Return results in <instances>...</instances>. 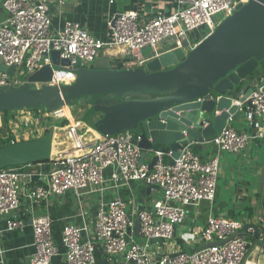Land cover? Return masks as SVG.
Wrapping results in <instances>:
<instances>
[{
	"label": "built area",
	"instance_id": "obj_1",
	"mask_svg": "<svg viewBox=\"0 0 264 264\" xmlns=\"http://www.w3.org/2000/svg\"><path fill=\"white\" fill-rule=\"evenodd\" d=\"M67 2L56 0L54 7L61 10ZM247 3L248 0H175V9L166 15L142 18L135 11L118 13L109 24V37L98 40L78 22L64 21L55 27L49 0H0V8L8 15L0 22V67L6 70L14 67L11 75L0 70V89L24 82L35 88H40L37 85L56 86L55 69L86 68L85 64L113 51L126 57L136 52V61L128 63L133 68L143 67L166 51L181 49L186 56L235 8ZM218 14L223 15L221 22L212 19ZM201 27L206 28V33L194 41L189 39V34ZM147 48L152 49V54L144 58L141 51ZM53 52H58L59 60H66L69 65L54 66ZM46 66L51 68L49 82H29L32 74ZM260 82L254 85L247 98L259 120L257 129L250 135L239 133L226 124L211 141L215 152L205 162L186 146L176 158L172 151L156 152L157 159L150 169L149 165L141 163L142 150L134 143L139 138L123 131L113 137L104 135V141L99 142L94 151L84 148L59 160L0 169V221L5 223L0 233L26 227L24 220L13 216L21 208V198L30 212L35 213L49 198L67 192L80 201L86 192L102 196L107 191L119 192L133 182H141L161 192L149 210L129 208L120 197L100 200L92 237H89V227L81 212L77 216L81 221L79 226L63 228L64 264H95L97 246L105 255L121 258L122 264H243L250 242L244 237H232L243 226L220 217L207 219L199 234L204 245L192 252L166 253L155 247L159 243L157 240L168 242L173 238L176 226L185 221L187 207L215 200L220 156L240 153L251 140L264 137V85H259ZM238 106L244 114L242 105ZM0 113L7 118L10 143L42 137L49 130L71 131L79 136L93 129L81 120H69L66 125L59 126L60 121L68 119L63 108ZM27 126L34 129H27ZM136 221L141 242L135 236ZM52 223L49 215L31 217L33 251L29 264H51L60 254L53 242ZM0 264H3L1 260Z\"/></svg>",
	"mask_w": 264,
	"mask_h": 264
},
{
	"label": "water",
	"instance_id": "obj_2",
	"mask_svg": "<svg viewBox=\"0 0 264 264\" xmlns=\"http://www.w3.org/2000/svg\"><path fill=\"white\" fill-rule=\"evenodd\" d=\"M51 58L54 66L69 65L59 60L58 52ZM257 69L264 72V0H248L186 56L176 49L162 52L140 68L55 69L56 86L31 88L24 82L1 88L0 112L54 111L89 98L94 99L91 107L102 117L96 121L91 116L93 129L79 136L49 130L42 137L0 147V169L59 160L84 148L94 151L104 135L113 137L123 131L132 132L139 138L134 143L154 154L151 169L156 152L172 151L176 158L189 144L211 142L229 119L242 116L238 104L243 111H253L247 98L254 90L249 81ZM0 70L11 75L14 67L6 70L1 66ZM28 80L49 82L51 68L44 67ZM259 85H264V78ZM249 231L255 239L263 235L256 226L247 224L232 237H250ZM135 236L140 237L137 221Z\"/></svg>",
	"mask_w": 264,
	"mask_h": 264
},
{
	"label": "crops",
	"instance_id": "obj_3",
	"mask_svg": "<svg viewBox=\"0 0 264 264\" xmlns=\"http://www.w3.org/2000/svg\"><path fill=\"white\" fill-rule=\"evenodd\" d=\"M55 1L49 0V4L53 8V25L55 27L64 21L78 22L98 40H106L109 37V24L118 13L135 11L142 18H152L159 14H169L176 7L175 0H68L61 10H56ZM7 16V13L0 8V22L4 21ZM98 58L103 59L101 65L92 64L90 68L133 69V65L128 64L130 60L126 56L117 55L115 51L109 52L107 55L101 54ZM263 78L264 72L257 69L249 84L253 82L255 85ZM68 113L73 119L69 111ZM1 117L0 123L7 126L5 116L2 114ZM95 117L96 121L100 119V116ZM92 123L94 122L91 121V125ZM227 125L239 133L251 135L259 126V120L248 108L239 119L228 120ZM188 146L203 162L212 157L215 152V147L211 142H195ZM143 154L142 151L141 162L149 165L154 154L146 151L145 158H143ZM263 194L264 137L251 140L240 153H223L220 156V174L215 200L212 203L201 202L198 206L187 207L185 221L176 226L173 238L168 242H159L155 248L166 253L192 252L204 245L199 239V234L207 219L210 216L220 217L240 222L243 227L252 224L263 231V235H260L259 239L253 237L252 231H249L250 237L244 236L250 242V246L243 264H264ZM160 196L161 192L158 188L150 189L144 183L133 182L129 188L121 189L119 192L110 190L102 196L96 192H86L81 196L80 201L71 192L54 196L49 198L48 202L35 213L30 212L29 206L21 198V208L13 216L24 220L26 227L23 230L0 233V251H2L0 260L3 264H29L33 251L32 230L29 224L34 214L49 215L52 218V238L54 244L59 248L60 254L53 258L51 264H64L65 251L61 244L62 230L66 225L79 226L81 221L77 216L80 212L88 224L89 237H92L95 211L100 200L109 201L112 198L120 197L129 208L140 211L149 210L152 202ZM4 227V221H0V230H3ZM84 238L85 236H83ZM137 239L141 242L140 237ZM95 264H122V260L105 255L97 246Z\"/></svg>",
	"mask_w": 264,
	"mask_h": 264
},
{
	"label": "rangeland",
	"instance_id": "obj_4",
	"mask_svg": "<svg viewBox=\"0 0 264 264\" xmlns=\"http://www.w3.org/2000/svg\"><path fill=\"white\" fill-rule=\"evenodd\" d=\"M214 21L217 22H221L223 20V15L222 14H218L217 16L212 18ZM206 33V28L205 27H201L200 29L193 31L189 34V39H191L192 41L196 40L199 37H202L204 34ZM163 45H165L163 42H161ZM161 44V45H162ZM168 47V46H166ZM142 56L144 58H148L151 56L152 54V49L151 48H147V49H143L141 51ZM136 52H133L132 54H130L129 56H127V59L130 60L131 62H135L137 57H135ZM103 61V59L101 58H96L95 61L93 63L90 64H85L86 68H90V66L93 64L96 65H101V62ZM27 76V75H25ZM93 103V100L91 99H84L83 101H79L76 104L72 105V107L67 108L66 107V113H68V111L70 112L71 116H73V119L70 117L69 118L71 121H76V120H81L82 122H84L88 127H92L91 125V119H90V115L88 114V109L91 107ZM69 114V113H68ZM1 113H0V119L1 117ZM80 117V118H79ZM63 121V120H62ZM62 121H60V125L62 124ZM65 121V120H64ZM68 123V121H67ZM4 127V124L0 123V128ZM27 129H34V127L32 126H27ZM2 135H4L2 132L0 133V142L5 140V137H2ZM143 151V150H142ZM143 158H145V153L146 151H143ZM138 242H140L139 239H137Z\"/></svg>",
	"mask_w": 264,
	"mask_h": 264
},
{
	"label": "trees",
	"instance_id": "obj_5",
	"mask_svg": "<svg viewBox=\"0 0 264 264\" xmlns=\"http://www.w3.org/2000/svg\"><path fill=\"white\" fill-rule=\"evenodd\" d=\"M103 69H107V67H104ZM30 87L31 88H35L34 86H30ZM91 100H94V99H91ZM63 112L66 114L67 117H69V114L66 113V107L63 108ZM3 113H8V112H3ZM88 114L90 115L89 117H91V116H100V117H102L101 112L98 111L94 106H92L91 108L88 109ZM6 122H7V118L5 116V123ZM66 124H67V121L66 120L65 121L63 120L61 125L59 123V126H64ZM1 132L4 134V135H2V137H5V140L0 142V147L10 144V140L7 137V133H8L7 126H4V127L0 128V133Z\"/></svg>",
	"mask_w": 264,
	"mask_h": 264
},
{
	"label": "flooded vegetation",
	"instance_id": "obj_6",
	"mask_svg": "<svg viewBox=\"0 0 264 264\" xmlns=\"http://www.w3.org/2000/svg\"><path fill=\"white\" fill-rule=\"evenodd\" d=\"M143 97L148 98V97H146V96H143ZM86 99H88V98H86ZM100 118H101V117H100Z\"/></svg>",
	"mask_w": 264,
	"mask_h": 264
},
{
	"label": "bare ground",
	"instance_id": "obj_7",
	"mask_svg": "<svg viewBox=\"0 0 264 264\" xmlns=\"http://www.w3.org/2000/svg\"><path fill=\"white\" fill-rule=\"evenodd\" d=\"M66 106H64L63 108H65ZM69 119V118H68Z\"/></svg>",
	"mask_w": 264,
	"mask_h": 264
}]
</instances>
